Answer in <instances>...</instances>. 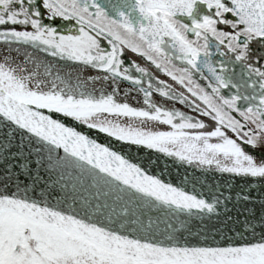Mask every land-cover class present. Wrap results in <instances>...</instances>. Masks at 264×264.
<instances>
[{
	"label": "snow or ice",
	"instance_id": "1",
	"mask_svg": "<svg viewBox=\"0 0 264 264\" xmlns=\"http://www.w3.org/2000/svg\"><path fill=\"white\" fill-rule=\"evenodd\" d=\"M0 264H264V0H0Z\"/></svg>",
	"mask_w": 264,
	"mask_h": 264
}]
</instances>
